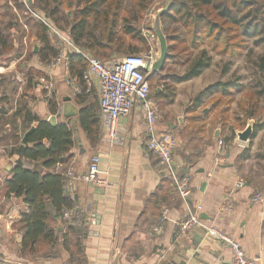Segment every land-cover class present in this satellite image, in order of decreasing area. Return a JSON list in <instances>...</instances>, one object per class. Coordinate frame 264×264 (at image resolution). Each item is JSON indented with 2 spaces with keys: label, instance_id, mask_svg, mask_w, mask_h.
Masks as SVG:
<instances>
[{
  "label": "crops",
  "instance_id": "1",
  "mask_svg": "<svg viewBox=\"0 0 264 264\" xmlns=\"http://www.w3.org/2000/svg\"><path fill=\"white\" fill-rule=\"evenodd\" d=\"M1 3H8L17 25L11 29L15 51L10 52L7 62L0 61V189L19 158L17 152H11L21 143L23 111L20 113L19 109L26 107L40 120L46 121V117L52 115L57 122L67 120L73 129L74 146L70 160L57 165L56 169L70 168L77 177L73 204L79 205L83 219H87L83 227L86 232L81 235L86 264H231V249L214 236H206L203 227L179 231L178 223L186 217L187 206L197 204L201 205L200 215L205 216V219L201 218L204 226H217L239 242L246 256L256 258L257 264H264V174H260L261 167L258 166L257 169H247L253 144L249 147L250 142L237 139L239 129L233 127L235 137L225 140L232 135L231 124L229 121L222 124L220 118L213 117L215 113L212 111L214 95L220 93L218 89L206 96L200 94L215 83L198 81L212 66V61L199 76L185 81H177L176 77L183 74L186 66L176 64L183 71L171 75L172 81H167L172 90L165 92L160 83L162 87H157L156 91L161 95L151 94L157 108L169 105L157 111L159 134L174 140V162L181 175L185 172L191 175L190 196L183 201L175 192L169 176L158 167L156 158L141 144L146 138L143 110L135 106L120 119L118 141L113 144L104 141L105 128L100 121L102 139L98 146L91 147L77 117L73 114L64 116L66 104L79 109L74 104V97L81 91L77 81L69 75L68 63L66 66L64 59L53 63L55 57L50 63L42 62L38 51L43 45L37 38V28L22 19L27 16L25 7L21 17L11 0ZM75 3L76 0H61V28L44 18L85 53L116 57L129 53V45L116 48L108 43L99 48L92 39L83 34L79 36V28H72ZM30 17L33 22L40 21L37 17ZM48 38L59 53L57 38L49 35ZM64 53L68 60L69 55L76 54L70 46ZM41 77L53 83L51 98L57 105L55 114L43 97ZM86 87V93L91 91L89 102L95 103L99 110L96 85L86 84ZM34 125L36 122L27 123V128ZM260 129L253 130L249 141ZM244 151L248 156L240 159ZM93 154L100 158L101 176L108 181L106 188L92 186L83 178ZM221 156L225 158L224 162L217 165L215 159ZM238 179L244 185L235 188ZM227 193L231 194L235 206L233 213L220 211ZM257 193L262 194L263 201L253 203L251 198ZM27 210L22 199L5 198L0 194V264H76V256H72L71 261L73 248L69 244L74 235L67 232V225L59 226L57 220L51 224L52 227L59 226V239L55 245L37 254L21 252L23 231L16 224L20 214ZM162 210H167L168 219L163 231L154 233L153 226ZM64 238L70 250L64 247Z\"/></svg>",
  "mask_w": 264,
  "mask_h": 264
},
{
  "label": "trees",
  "instance_id": "2",
  "mask_svg": "<svg viewBox=\"0 0 264 264\" xmlns=\"http://www.w3.org/2000/svg\"><path fill=\"white\" fill-rule=\"evenodd\" d=\"M17 9H23L21 0H11ZM129 14L131 21L140 22L152 7L155 0H131ZM3 9L12 10L8 3ZM32 10L47 17L52 23L61 28L62 20L61 0H33ZM126 9L123 0H76L72 16V28H79L78 35L82 34L93 40L96 47L102 48L111 43L119 48L123 45L131 47L129 52L135 54L138 43H145L146 38L137 32L131 25L129 17L123 14ZM128 12V11H126ZM1 27L0 14V57L11 52L13 39L10 36L11 27L17 25L16 16ZM45 15V16H44ZM25 17V22L37 28V38L43 47L39 49L40 60L50 63L57 56V49L50 43L45 24L32 21L30 16ZM161 28L167 40L168 54L164 63L173 62L186 66L182 75L177 76V81H185L199 76L211 64L210 52L220 55L234 54L243 51L249 41L256 47H261L263 53L251 58L254 67L251 86L244 96V102H239L245 119H253L260 114L261 101L264 98V0H171L169 9L160 17ZM91 30V31H90ZM93 30H96L95 32ZM84 32V33H82ZM131 40V41H130ZM251 51V50H248ZM252 52V51H251ZM102 60H109L111 56H100ZM87 63L79 54L69 55L68 71L81 87L80 93L74 97V104L79 106L76 114L78 125L84 133L91 147L98 146L102 139V126L100 111L95 103L89 102V94L84 79ZM228 73L224 66L221 74ZM42 75V73H38ZM157 73L149 78V83ZM165 77L157 79L163 80ZM236 83L229 81H216L208 86L202 93L203 96L212 94L218 89L220 93L214 95L212 111L214 118H220L222 124L229 121V110L234 97L229 95L230 89H236ZM171 91V88L167 89ZM245 91V92H246ZM228 93V95H227ZM157 96L161 95L156 91ZM49 109L56 113V102L51 98L48 101ZM75 105V106H76ZM23 111L22 131L23 137L17 152L19 158L14 162L8 176L1 184V196L8 198L14 196L22 199L28 210L20 214L16 224L23 231L21 252L24 254H37L48 246H53L58 241V227L67 225V232L74 235L70 240L71 261L76 256V264H86L83 252L81 235L86 231L83 227H76L73 222L63 218L64 211L72 207L73 201L64 192L65 168L56 169L59 164L70 160V151L74 146V132L67 120L51 124L49 121L40 120L26 107ZM36 122V125L27 128V123ZM242 124L239 130L244 128ZM262 128V125L255 126ZM232 135L225 140L234 138ZM244 151L240 159L247 158ZM59 222L58 227H52L53 221ZM62 228V227H61ZM60 228V229H61ZM64 238V247L70 250Z\"/></svg>",
  "mask_w": 264,
  "mask_h": 264
},
{
  "label": "built area",
  "instance_id": "3",
  "mask_svg": "<svg viewBox=\"0 0 264 264\" xmlns=\"http://www.w3.org/2000/svg\"><path fill=\"white\" fill-rule=\"evenodd\" d=\"M29 16L37 17L47 26L49 37L57 38L58 55L53 63H58L64 59L67 66L68 59L64 51L70 46L76 54L87 63V70L84 74L85 82L88 86L96 85L99 95L100 120L105 128L104 141L113 144L118 141V123L120 119L126 117L132 108L140 107L144 113L146 138H143L141 144L146 152L152 154L157 161V165L167 173L171 179L172 186L179 197L185 201L190 196L191 175L187 172L180 174L179 167L175 164L173 158L174 140L167 135L155 136L154 128L158 122L156 103L152 99V93L149 83V73L151 65L156 57L153 53H135L120 57L102 60L97 56L90 55L76 48L69 38L62 32L55 29L52 24L44 17L32 10L28 0H21ZM52 63V64H53ZM43 90V97L49 101L52 97L53 83L51 80L41 77L39 79ZM222 144V140H219ZM224 157H217L215 163L218 165L224 162ZM100 158L97 154L91 155L88 163L87 172L84 180L90 185L100 188H106L108 181L101 176L103 171L99 167ZM64 192L72 201H74L75 176L72 169L68 168L64 172ZM244 182L238 179L234 185L235 188L241 187ZM231 194L227 193L220 205V211L224 213L234 212V203ZM251 201L253 203L263 201L260 193L255 194ZM201 205L194 207L187 206L186 217L178 223L180 232L189 231L193 227H203L206 236H214L224 245L231 249V264H257L256 258L246 256L239 242L223 232L215 225L204 226L200 217ZM63 218L67 222H73L76 227H84L87 219H83L79 205L73 204L72 207L64 211ZM168 219L167 210H162L158 221L153 226L154 233H161Z\"/></svg>",
  "mask_w": 264,
  "mask_h": 264
},
{
  "label": "rangeland",
  "instance_id": "4",
  "mask_svg": "<svg viewBox=\"0 0 264 264\" xmlns=\"http://www.w3.org/2000/svg\"><path fill=\"white\" fill-rule=\"evenodd\" d=\"M131 0H123V6L126 9L123 11V14L126 17H129V20L131 21L132 14H129V9L132 8L131 5ZM169 0H155L154 4L152 7L148 10L146 13L145 17L140 21V22H135L131 21V25L137 29V32H139L141 35H144L146 38L145 43H138L135 45L137 52L136 53H153L157 54L158 47H157V40H156V35L152 29V24L154 21V17L157 14L159 10L164 8ZM3 0H0V14L3 16L1 19L2 23L1 27L7 26V24L13 19L12 14L13 12H9L7 9H3L2 5ZM131 6V8H129ZM21 17L23 16L22 9H18ZM128 11V12H126ZM23 21H25V17H22ZM32 23V22H30ZM11 28L16 27V25L9 26ZM10 36L11 33H10ZM13 39V37H12ZM131 41V40H130ZM20 47V46H19ZM251 50V51H248ZM11 51H15L12 50ZM249 52L251 54L252 59L255 58V56H258L263 53L261 47H256L253 45L252 41H249L247 45L245 46L243 51L236 52L234 54H225V55H220L217 52H210V55L212 57V66L204 71V74L202 78L198 81L204 82L207 81L208 83H213L216 81H229L230 83H236L238 87L236 89H230L229 95L234 97V101L232 102L229 110V123L231 126L229 127L230 130L232 131V128L234 127L235 130L239 129L242 124H245V126L248 123L253 124V126L257 125H262V129L258 130L257 133L255 134L254 138L252 141H249L250 144H248L249 147L250 145L253 144L251 151H252V157L250 158V164H247V169L251 170L253 167L257 166L260 169V174H264V98H262L261 101V111L260 114L253 118V119H245L246 115L243 113L242 107L239 105V102H244V96L246 95L248 91V87H250L251 84V79L253 78L252 73H254V67L252 66V63H250L251 58H249ZM126 54H131L126 53ZM124 54V55H126ZM10 52L5 54L4 58H1L0 61L2 62H7L8 58L10 56ZM123 56V55H122ZM100 59H102L100 56H97ZM116 56H111V58H115ZM174 64L173 62L167 63V65L162 69L160 72H158L156 75L158 78L160 77H165L163 80H158L157 76L153 78V80L150 81V89L151 93L154 94L156 92L157 87H162L160 83H162L165 87V92L168 90V83L167 81H172L171 75H177L181 74L183 71L181 67L172 65ZM224 66H227L228 68V73L225 75L221 74V71ZM183 87V86H182ZM95 89L92 88V91ZM247 90V91H246ZM184 91V90H183ZM246 91V92H245ZM228 95V93H227ZM207 106L210 105L209 102H207ZM169 105H164L161 106L162 108H165ZM159 106L157 108V111L160 110ZM174 114V113H170ZM257 119H260L259 123H256ZM238 124V127H235V125ZM244 126V128H245ZM243 128V129H244ZM240 130H237V132ZM236 132V133H237ZM237 137V136H236ZM247 142V143H249ZM251 176H256L253 175L252 173H249ZM262 195V194H261Z\"/></svg>",
  "mask_w": 264,
  "mask_h": 264
},
{
  "label": "water",
  "instance_id": "5",
  "mask_svg": "<svg viewBox=\"0 0 264 264\" xmlns=\"http://www.w3.org/2000/svg\"><path fill=\"white\" fill-rule=\"evenodd\" d=\"M32 3H33V0H28V4L30 6L32 5ZM170 4H171V0H169L167 5L164 8H162L161 10H159L154 17L152 29L156 35L158 51H157L156 57H155L152 65H151L148 78H150V76L152 74L160 72L164 66L166 59H167V54H168L167 40H166V37H165V35L162 31V28H161L160 17L164 12H166L169 9ZM64 112H65L64 116L68 117L69 115L76 114L77 109L71 104H66L64 107ZM46 121H49L53 125L56 124V122H57L55 116H52V115L47 116ZM259 121H260V119H257L256 123H259ZM253 130H254L253 124L248 123L244 129H242L236 133L237 139L243 143L249 142L250 137L253 134ZM160 132H161L160 128L156 125L154 128L155 136H158ZM200 217L202 219H205V216L203 214H201Z\"/></svg>",
  "mask_w": 264,
  "mask_h": 264
}]
</instances>
